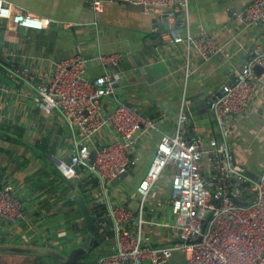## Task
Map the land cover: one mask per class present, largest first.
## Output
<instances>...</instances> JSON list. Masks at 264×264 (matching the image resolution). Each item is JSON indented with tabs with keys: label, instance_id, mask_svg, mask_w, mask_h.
<instances>
[{
	"label": "crops",
	"instance_id": "0c3cea01",
	"mask_svg": "<svg viewBox=\"0 0 264 264\" xmlns=\"http://www.w3.org/2000/svg\"><path fill=\"white\" fill-rule=\"evenodd\" d=\"M10 1L50 18L51 22L45 28H28L0 17V185H10L24 207L23 215L14 223L0 218V244L50 247L68 253L87 234L77 197L84 196L91 209L96 191L83 169L66 177L49 158L53 155L69 159L74 143L80 138L78 127L58 108L52 113L40 111L35 89L23 86L18 76L7 71L4 58L15 65H29L40 79L52 73L57 62L72 56L85 60L83 75L87 79L105 73L120 75L115 88L117 98L136 107L158 125L157 130L142 137L134 155L136 162L125 177L128 187L120 186L118 193L111 185L118 193L116 200H128L126 205L133 210L138 207L133 202L137 201L133 188L147 169L160 133L173 131L181 111L187 114L188 124L199 135L205 150L224 145L232 160L245 170L259 173L264 166V74L255 79L250 107L232 118L228 137L221 135L220 147L211 124V97L220 93L222 83L234 78L252 47L264 48V28L244 26L235 18L240 0H184L175 9L171 21L164 13L154 12L151 5L135 8L105 0L97 23L93 22L88 0ZM173 28L181 35L187 31H208L220 42L222 51L208 59H202L192 50L187 53L171 41ZM113 53L120 54L117 64L105 66L98 59L99 54ZM101 102L104 110L115 105L112 95L104 96ZM117 138L114 130L104 128L94 136V141ZM172 173L173 167L167 165L159 183L150 191L147 203L150 210L144 216L151 223H145L141 230L148 246L176 238L167 226L175 221L169 205L155 203L169 196ZM133 228L136 230V225ZM97 236L103 240L97 244H103L102 253L113 250L114 226L103 229L97 226ZM35 256L0 252V264L29 263L36 259L62 264L46 255L25 260ZM183 259L184 254L177 251L165 264H180ZM89 261L92 260L79 259L78 263Z\"/></svg>",
	"mask_w": 264,
	"mask_h": 264
},
{
	"label": "built area",
	"instance_id": "2783aa9c",
	"mask_svg": "<svg viewBox=\"0 0 264 264\" xmlns=\"http://www.w3.org/2000/svg\"><path fill=\"white\" fill-rule=\"evenodd\" d=\"M104 1L88 0L94 23L99 20ZM128 1L151 5L156 13H164L160 6L172 7L171 11L164 13L170 21L175 18V9L184 4V0ZM234 14L244 26L264 28V0H253ZM0 17L12 19L15 25L28 28H45L51 22L50 18L17 7L10 0H0ZM170 39L187 53L191 50L197 52L202 59L222 51L215 35L205 30L187 31L181 35L173 28ZM98 59L105 66L117 64L120 54H99ZM4 61L5 69L18 76L23 86L35 89L36 105L40 111L52 113L58 108L79 129L80 138L74 143L68 160L53 155L49 158L66 177L76 175L81 169L85 171L87 179L96 188L93 206L102 208L95 214L97 226L99 229L114 226L116 243L110 252L78 264H165L177 251L184 254L180 264H264V166L259 171L260 179H252L246 174L245 167L232 160L224 145L205 150L199 135L191 130L187 114L181 111L173 131L160 133L147 169L133 188L138 201V207L133 210L126 205L128 200H116L118 193L112 190L111 182L135 164L137 158L134 155L142 137L157 130L158 125L136 107L117 98L115 88L120 75L105 73L87 79L83 75L85 60L78 56L57 62L45 79H40L29 65H15L8 58ZM257 65L262 68L259 74L255 70ZM262 74L264 48L254 46L249 50L243 68L231 81L222 83L220 93L209 100L223 138L230 133L232 118L250 107L255 79ZM111 95L115 105L104 110L101 99ZM104 128L114 130L119 138L95 143L94 136ZM167 165L173 167L170 194L155 203L169 205L175 221L167 226L176 238L158 246H148L141 230L145 223L151 221L145 218L144 213L150 210L147 206L150 191L159 183ZM250 195L255 198L246 205L234 201L237 198L244 200ZM23 213V203L12 187L0 185V218L14 223ZM21 264L49 263L34 261Z\"/></svg>",
	"mask_w": 264,
	"mask_h": 264
},
{
	"label": "water",
	"instance_id": "95a60500",
	"mask_svg": "<svg viewBox=\"0 0 264 264\" xmlns=\"http://www.w3.org/2000/svg\"><path fill=\"white\" fill-rule=\"evenodd\" d=\"M251 1L253 0H240L236 7L237 11H242L244 7L247 4H249ZM115 2L121 3L128 7L144 8V4L134 3L128 0H115ZM160 8L164 13L172 10V7L160 6ZM242 68H243V65L239 67V70H241ZM255 70L258 74L262 72V68L258 65L255 67ZM214 96H212L211 99L214 98ZM210 105H211V102L209 101V106ZM210 117H211V124H212V128L215 134L216 142H217L218 147H220L222 144V138H221L218 124H217V121H216V118L214 116V112L211 106H210ZM90 156L92 157L93 154L91 153ZM128 171H129V168L124 170L122 173H120L115 179L112 180L111 184L114 186L118 185L119 182L127 176ZM245 172L247 175H249L252 178H255L257 180L260 179V173H254L253 171L249 169H247ZM254 198H255L254 195H250L244 200L237 198L234 201L237 204L246 205L250 201L254 200ZM133 202L138 203L135 200ZM77 203L79 205L80 211L86 223L87 234L84 240L82 241V243L80 245L72 247L68 253H62L50 247H40V246H30V245H7V244H0V252L46 255V256H51L61 261L62 264H78V260L80 259V257L84 256L92 246L99 244V239L97 236L96 219H95V216L91 213L85 197L82 195H78ZM130 206H133V204L131 203ZM205 222H206V219L203 220L202 229H201L202 231L204 230ZM199 239H200V236H198L197 240Z\"/></svg>",
	"mask_w": 264,
	"mask_h": 264
},
{
	"label": "trees",
	"instance_id": "16d2710c",
	"mask_svg": "<svg viewBox=\"0 0 264 264\" xmlns=\"http://www.w3.org/2000/svg\"><path fill=\"white\" fill-rule=\"evenodd\" d=\"M99 209H102V208H96L95 206H92L90 211L95 216V214L97 215V212H98ZM99 240H101V242L103 243V240L101 239V237L99 238ZM101 247H103V244L102 245L101 244L97 245L96 247L93 248V250H92V247H91L90 252L88 250V252L84 256L80 257V259H83L84 261H86V260H92L93 261V260L97 259L100 255L103 254L102 253L103 249ZM91 250L93 252H91ZM36 257L39 258V257H41V255H36L35 259H36ZM36 260L43 262L42 261L43 259H39V260L36 259Z\"/></svg>",
	"mask_w": 264,
	"mask_h": 264
},
{
	"label": "rangeland",
	"instance_id": "374dc122",
	"mask_svg": "<svg viewBox=\"0 0 264 264\" xmlns=\"http://www.w3.org/2000/svg\"><path fill=\"white\" fill-rule=\"evenodd\" d=\"M125 186V187H128V179L127 178H124L122 181H121V183L120 184H118L116 187H115V189L117 190V192L119 191V188H120V186ZM118 193H120V191L118 192ZM27 262H29V261H33V260H35V258H33V257H31L30 259L28 258V259H25ZM21 264V263H20Z\"/></svg>",
	"mask_w": 264,
	"mask_h": 264
}]
</instances>
